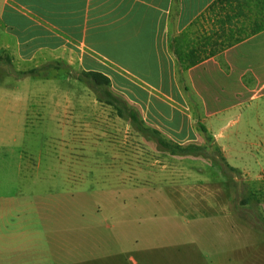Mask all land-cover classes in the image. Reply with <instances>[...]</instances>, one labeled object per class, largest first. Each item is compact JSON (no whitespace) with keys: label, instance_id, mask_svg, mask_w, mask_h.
Segmentation results:
<instances>
[{"label":"rangeland","instance_id":"1","mask_svg":"<svg viewBox=\"0 0 264 264\" xmlns=\"http://www.w3.org/2000/svg\"><path fill=\"white\" fill-rule=\"evenodd\" d=\"M228 58L235 62L233 52ZM218 60L196 72L210 117L179 71L197 133L181 143L197 148L183 154L121 117L83 70L57 59L23 69L0 59V264H140L160 245L187 254L178 264L187 256L210 264L208 250L224 244L223 264H264V233L221 210L231 205L264 227V66ZM118 85L145 96L136 78ZM209 205L215 226L193 227L200 214L192 208Z\"/></svg>","mask_w":264,"mask_h":264},{"label":"crops","instance_id":"2","mask_svg":"<svg viewBox=\"0 0 264 264\" xmlns=\"http://www.w3.org/2000/svg\"><path fill=\"white\" fill-rule=\"evenodd\" d=\"M257 27L261 29L252 32ZM256 45L261 46L257 51ZM191 52L199 61L187 65L185 54ZM211 52L216 53L206 55ZM232 52L246 69L264 66V0H0V59L21 69L57 59L74 69L101 72L149 126L180 144L195 140L197 133L179 71L187 70L189 84L207 110L205 118L210 117L205 82L196 72L210 63L218 65L220 57L235 63L228 58ZM130 77L147 87L141 88L145 96L117 87L128 84ZM237 82L246 87L242 74ZM220 138L226 162L239 168L230 163L228 134L221 132ZM221 210L237 218L242 229L264 233V227L244 221L231 205ZM215 211L213 205L192 208L200 216L193 217L191 225L202 220L215 226ZM220 233L224 236V230ZM175 247H154L150 256L139 257L140 264H178L187 254H176ZM208 251L210 264L225 263V244ZM185 264H194L192 256Z\"/></svg>","mask_w":264,"mask_h":264},{"label":"trees","instance_id":"3","mask_svg":"<svg viewBox=\"0 0 264 264\" xmlns=\"http://www.w3.org/2000/svg\"><path fill=\"white\" fill-rule=\"evenodd\" d=\"M261 27H257L252 30V32L258 31ZM242 38H236V41ZM230 45V44H229ZM216 52H211L208 55H215ZM187 61L185 64L187 65H194L196 64L199 59H197V55L194 52L185 54ZM183 60V57L179 58ZM184 64V62H183ZM184 70H186L184 68ZM82 75L85 76L93 85L100 88L99 90L101 93L106 97V102L110 105H113L117 110L118 114L121 117L127 118L131 124H133L139 131L146 134H151L156 138V141L159 145L163 148L169 149L174 153H190L192 149L196 146L194 144L182 145L179 143L174 142L173 140L168 139L165 135L161 133L160 130L157 128L149 126L141 117L139 110L133 106L125 97L117 94V96L112 90L109 89L111 86V81L108 76L105 74L93 71V70H83ZM184 89L186 90L187 87L185 86ZM200 129L202 131H206L205 126L201 125ZM197 148V147H196ZM231 169L237 171V168L231 166Z\"/></svg>","mask_w":264,"mask_h":264}]
</instances>
